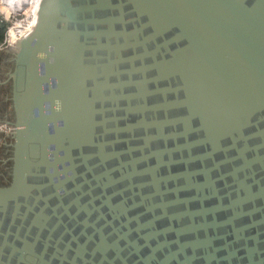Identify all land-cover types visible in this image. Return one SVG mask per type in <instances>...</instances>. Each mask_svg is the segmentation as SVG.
<instances>
[{"label": "water", "instance_id": "water-1", "mask_svg": "<svg viewBox=\"0 0 264 264\" xmlns=\"http://www.w3.org/2000/svg\"><path fill=\"white\" fill-rule=\"evenodd\" d=\"M5 56L0 264H264V0H40Z\"/></svg>", "mask_w": 264, "mask_h": 264}, {"label": "bare ground", "instance_id": "bare-ground-1", "mask_svg": "<svg viewBox=\"0 0 264 264\" xmlns=\"http://www.w3.org/2000/svg\"><path fill=\"white\" fill-rule=\"evenodd\" d=\"M4 1L7 4L11 5V7L13 8L12 10L19 9L21 5L25 2L28 3L32 2L30 4L29 9L24 14H22L21 17L18 18V20L13 19L16 25L12 29V38L13 40L14 39L18 40L20 37L25 36L33 28L35 24V12H36L37 0H4ZM3 48H7V47H3Z\"/></svg>", "mask_w": 264, "mask_h": 264}, {"label": "flooded vegetation", "instance_id": "flooded-vegetation-1", "mask_svg": "<svg viewBox=\"0 0 264 264\" xmlns=\"http://www.w3.org/2000/svg\"><path fill=\"white\" fill-rule=\"evenodd\" d=\"M10 68L9 57L5 56L3 59H0V82L5 80V74ZM7 95V85H0V121L4 119H9L8 104L6 102ZM4 167L0 168V179L2 174H4Z\"/></svg>", "mask_w": 264, "mask_h": 264}, {"label": "rangeland", "instance_id": "rangeland-1", "mask_svg": "<svg viewBox=\"0 0 264 264\" xmlns=\"http://www.w3.org/2000/svg\"><path fill=\"white\" fill-rule=\"evenodd\" d=\"M4 0H0V7L2 6V7H4V9H5V11L9 14V16H10V19L9 18H6V17H4L2 14H1V12H0V16L3 18V19H6V20H8V21H10L11 22V27L10 28H12V27H14L16 24H15V21L13 20V19H15V20H18V18H16L15 17V15L13 14V15H11L13 12H15V13H17V14H19L20 15V17H21V15L22 14H24L28 9H29V7H30V4L32 3V2H25V3H23L22 5H21V7L17 10V11H15V10H12L13 8L11 7V5H9V4H7L5 1L3 2ZM12 12V13H11ZM9 28V29H10Z\"/></svg>", "mask_w": 264, "mask_h": 264}, {"label": "trees", "instance_id": "trees-1", "mask_svg": "<svg viewBox=\"0 0 264 264\" xmlns=\"http://www.w3.org/2000/svg\"><path fill=\"white\" fill-rule=\"evenodd\" d=\"M18 10V9H17ZM17 10H15V11H17ZM20 10V9H19ZM0 12H1V14L4 16V17H8V13H6V11H5V9H4V7H0ZM12 13V12H11ZM15 15V17L16 18H19L20 17V15L19 14H17V13H15V12H13L11 15ZM9 19H10V16L8 17ZM11 27V22L10 21H8V20H6V19H3L1 16H0V43L1 42H3V40H4V37H5V35H6V33H7V31H8V29Z\"/></svg>", "mask_w": 264, "mask_h": 264}, {"label": "built area", "instance_id": "built-area-1", "mask_svg": "<svg viewBox=\"0 0 264 264\" xmlns=\"http://www.w3.org/2000/svg\"><path fill=\"white\" fill-rule=\"evenodd\" d=\"M39 1H40V0H37L36 8H37V5H38ZM13 28H14V27L8 29V31H7V33H6L5 37H4L3 42L0 43V50H1V51H2L3 49H5V48H3V47H9L10 39H13V38H12V29H13ZM15 37H17V36H15ZM20 38H21V37H20ZM20 38H19V39H20ZM14 40H15V39H14ZM16 41H17V40H16ZM2 48H3V49H2ZM8 130H9V129H8V127H7L6 125H0V131H5V132H7Z\"/></svg>", "mask_w": 264, "mask_h": 264}]
</instances>
